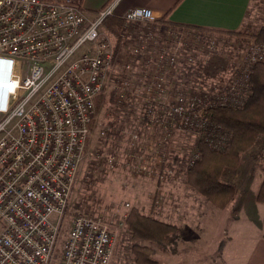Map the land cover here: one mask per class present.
Instances as JSON below:
<instances>
[{
	"label": "built area",
	"instance_id": "obj_1",
	"mask_svg": "<svg viewBox=\"0 0 264 264\" xmlns=\"http://www.w3.org/2000/svg\"><path fill=\"white\" fill-rule=\"evenodd\" d=\"M119 3L89 14L81 0H0V264L111 263L117 231L99 215L77 214L59 243L97 116L96 100L108 92L107 76L117 57L124 72L115 73L120 77L111 88L115 102L126 109L121 111L136 107L135 96L144 98L149 127L157 123L168 134L192 131L214 149L223 142L212 140L213 124L202 110L243 104L252 68L264 62V45L250 48L226 83L207 92L189 91L197 80L186 76L202 79L197 59L192 55L180 62L173 50L177 45L170 43L197 51L204 40L197 32L205 30L167 24L164 14L150 8L118 13ZM110 17L125 26L117 53L102 33ZM125 43L135 46L131 50ZM214 47L201 46L207 52ZM107 134L113 136L110 129ZM151 157H159L150 162L156 165L164 155ZM107 163L117 161L112 157ZM136 168L145 174L148 169ZM153 171L165 178L158 167Z\"/></svg>",
	"mask_w": 264,
	"mask_h": 264
},
{
	"label": "rangeland",
	"instance_id": "obj_2",
	"mask_svg": "<svg viewBox=\"0 0 264 264\" xmlns=\"http://www.w3.org/2000/svg\"><path fill=\"white\" fill-rule=\"evenodd\" d=\"M252 11L257 16L252 18L256 20L249 19L246 25L234 34L211 30L197 32L204 37L200 46L196 48L197 51L187 49L181 42L170 43L172 46L177 45L173 50L177 51L176 56L180 62L189 61L188 56L192 55L197 59L196 68L202 79L194 76L192 79L197 82L189 85V91L207 92L222 83V80L226 83L236 69L243 65L242 58L247 55L250 48L262 47L263 44L257 40L256 34L264 24V0H252ZM118 20L122 24L118 35L111 33L108 28H102L103 35L116 46L118 43L120 45L121 33L125 29L123 21ZM164 26L168 28L170 25ZM207 43H215L216 47L210 48L208 52L204 51L201 46ZM134 46L131 43L124 44L125 48L131 50ZM82 51H78L77 54L80 55ZM127 60L129 61L128 57ZM136 62L137 60L133 64L137 66ZM117 71L124 72V62L122 63L118 57L111 66L110 76H107L108 92L100 102L86 154L77 172L59 246H62L77 214L80 212L95 214L103 217L117 231L110 264H135L129 250L132 240L126 221L132 209L137 208L142 214L181 229L178 237L172 242L147 243L153 249L152 259L156 262L154 264H229L227 258L223 256V248L229 234L225 226V222L227 224L228 221L222 214L230 209L232 217L237 216H234L237 211L234 203H237L244 194L246 189L243 187L247 186L248 189L251 187L249 186L251 181L259 176L260 182L264 176V137L241 155V161L236 169H230L225 173L223 180L235 186L237 194L228 206L219 208L186 183V171L201 156L197 147L198 137L186 129L174 130L168 134L161 130L162 127L157 123L156 126L149 127L146 124L148 119L144 117L142 102L144 98L135 96L136 107L121 111L126 109L125 107L122 109L121 105L115 102L116 94L111 88L112 80L120 77L114 76ZM108 129L113 136L107 134ZM148 146L149 148L152 146L154 150L148 149ZM150 153L155 156L164 155L160 164L150 163L159 160V157L148 159ZM136 155L138 157H135ZM112 157L115 162L117 161L115 166L107 163ZM137 165L148 167L144 171L146 174L138 172ZM155 166L160 172H166L163 174L164 179L161 180L156 173L154 174ZM214 215L218 218L222 216L217 222L216 218L212 217ZM234 243L239 247L234 248L231 255L237 257L243 242L235 239Z\"/></svg>",
	"mask_w": 264,
	"mask_h": 264
},
{
	"label": "trees",
	"instance_id": "obj_3",
	"mask_svg": "<svg viewBox=\"0 0 264 264\" xmlns=\"http://www.w3.org/2000/svg\"><path fill=\"white\" fill-rule=\"evenodd\" d=\"M104 27L118 35L122 24L117 18L110 17L104 22ZM256 38L264 45V24L257 31ZM115 47L117 53L119 43ZM186 77L187 81L194 82L189 76ZM249 85L250 91L243 104L208 107L202 110L204 118H208L213 124V129L208 130L209 135L212 140H221L224 147L214 149L210 140L200 139L197 142L201 153L200 159L185 173L186 183L219 208L228 206L237 194L236 187L223 180L225 173L230 169H236L241 161V155L264 137V62H258L253 66ZM104 98V94L97 97V113ZM95 120L90 125L91 131ZM147 122L149 124L150 120ZM257 201L264 204V180ZM126 226L131 234L132 243L129 250L135 264L156 263L152 259L153 249L147 243L167 244L174 241L181 232L175 225L142 214L137 208L132 209Z\"/></svg>",
	"mask_w": 264,
	"mask_h": 264
},
{
	"label": "crops",
	"instance_id": "obj_4",
	"mask_svg": "<svg viewBox=\"0 0 264 264\" xmlns=\"http://www.w3.org/2000/svg\"><path fill=\"white\" fill-rule=\"evenodd\" d=\"M81 1L87 13L95 14L113 0ZM133 8H150L162 13L171 25L226 34L238 32L249 19L256 20L252 18L256 16L252 11V0H120L117 10L118 13H123ZM263 179L264 176L259 182L258 176L250 182L251 187L248 189L247 186L243 187L246 190L237 200L239 203H234L237 209L234 216H237L232 217L230 209L222 214L228 221L227 224L225 222L229 234L223 248V256L227 258L229 264H264V204L257 201ZM256 182L258 184H255ZM221 216L212 217L218 222ZM235 239L243 242L237 257L231 255V251L239 247L234 243Z\"/></svg>",
	"mask_w": 264,
	"mask_h": 264
}]
</instances>
